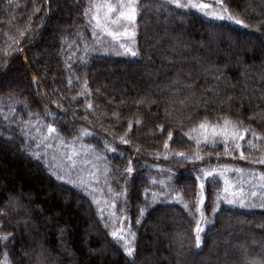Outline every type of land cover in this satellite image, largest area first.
<instances>
[{"label": "trees", "instance_id": "trees-1", "mask_svg": "<svg viewBox=\"0 0 264 264\" xmlns=\"http://www.w3.org/2000/svg\"><path fill=\"white\" fill-rule=\"evenodd\" d=\"M225 3L247 28L164 0H141L129 37L133 56L98 45L102 34L84 15L89 0H0V210L6 213L0 236L13 234L6 248L0 245V258L4 252L11 264L264 258V164L254 163L264 158V139L252 135L264 137V0ZM226 117L249 129L239 149L229 140L227 153L223 135L198 127L205 120L222 125ZM49 124L59 139L55 134L51 147H37ZM61 141L86 155L81 168L94 173L87 190L50 174L47 165L65 162ZM128 215L123 235L136 250L132 258L110 235Z\"/></svg>", "mask_w": 264, "mask_h": 264}, {"label": "snow or ice", "instance_id": "snow-or-ice-1", "mask_svg": "<svg viewBox=\"0 0 264 264\" xmlns=\"http://www.w3.org/2000/svg\"><path fill=\"white\" fill-rule=\"evenodd\" d=\"M11 2V0H9ZM167 3L174 5L178 9H193L204 16L208 17L209 19H215L219 21H225L228 23H235L236 25L243 26L245 28L248 27L247 23H245L244 20H242L238 15H234L230 8L226 5L225 0H213L212 3L204 2V0H167ZM138 7H139V0H89V6L85 9L84 15L85 17L89 18V23L94 22V28H99L101 31L105 32L107 35L111 36L113 40L119 41L121 37H134L135 36V23L137 19L138 14ZM39 11V9H37ZM120 27L124 28V31H118L116 29H119ZM129 27L133 29L132 31H129ZM23 34V33H22ZM120 47L124 48L125 52H131L133 56L137 55L138 53L135 51H132L130 48L125 47L123 43L120 44ZM35 82V78L34 81ZM190 86V85H189ZM183 103V101H181ZM89 109L92 108V105H88ZM50 113H46L48 115ZM31 115V113H30ZM139 123V121H137ZM242 123V122H241ZM131 128V125L129 126ZM201 130L207 131L208 129H212V135H223L225 140V150L226 153L228 151L229 147V140L235 144V148L239 149L241 147L239 140L244 139V133L248 132L249 129L245 128L242 131L239 128V124L230 120L229 118H224L222 125L217 124H209L207 120L202 121L199 126ZM217 129H220L218 132ZM38 133L41 132V129H37ZM195 131V129H193ZM53 134H56V138L59 139L58 136V130L53 127L51 124L47 126V134L43 136V139L41 140L40 144H37V147H40L41 145H45L48 147H51L47 142L49 139L52 138ZM91 133H88L87 130H83L81 132V135H90ZM27 135V133H25ZM253 137H255L257 140L264 139V137H259L256 135V133H252ZM172 133H169V137L171 138ZM191 139V137H189ZM79 139V136L74 137L73 141ZM205 142H207V136H205ZM121 143H128V140L124 137H121ZM62 145L68 149L67 152L63 153L62 155L65 158V162L62 163L60 167V171H57V166L49 164L47 165V168L51 175L55 176L58 180H66V182L74 183L71 180V172L72 170L76 169L77 162H81L84 164L89 163V161L86 158V155L82 153L79 149L75 147V143L69 145L67 143H64L61 141ZM200 141L197 140V144H199ZM249 145L252 147H255L252 145L251 141H249ZM165 147H167V144H165ZM113 151L115 149H112ZM36 158H40L39 154L36 152L32 153ZM178 155H183L182 153ZM241 158H246L243 153H241ZM197 159H200V157H197ZM254 163H260L264 164V158L254 161ZM68 170L67 179L65 175H62L61 172L64 169ZM128 173H131L133 169L129 167L126 169ZM89 175H94V173H89ZM213 172L212 171H205L204 176L205 177H212ZM200 179V177H198ZM261 179H264V176L261 177ZM80 186H86L85 180L81 177L79 180ZM201 189H203V185H200ZM227 191V189H226ZM254 196L255 193H252ZM203 200V197L201 196V201ZM228 203H233V200H228ZM241 206H244V201L241 199L239 201ZM199 211V209H198ZM6 213L3 210H0V215H5ZM141 214H143V210L141 211ZM203 220V216H202ZM139 222V221H137ZM204 231V228L201 226V220H198L196 222V228H195V240H196V247L199 248L201 246V233ZM61 232H63V229H61ZM124 229H117L116 231H113L110 233L112 239L116 241L117 243L123 242L121 247L123 248L124 254L132 258L135 255V249L133 248L131 242L127 239H125L123 235ZM134 238V234H131ZM13 238V234L9 233L7 235L0 236V245H3V247H7L8 242L10 239ZM0 264H11L9 254L7 252H4L2 254V258H0ZM131 264H135V261L132 260ZM249 264H264V258H261L260 260H253L250 261Z\"/></svg>", "mask_w": 264, "mask_h": 264}, {"label": "rangeland", "instance_id": "rangeland-1", "mask_svg": "<svg viewBox=\"0 0 264 264\" xmlns=\"http://www.w3.org/2000/svg\"><path fill=\"white\" fill-rule=\"evenodd\" d=\"M141 0H139L140 2ZM164 1H167V0H164ZM209 0H204V2H207L208 3ZM199 14H201L200 12H198ZM204 18L210 20V21H219V20H215V19H209L208 17L204 16L203 14H201ZM100 30V29H99ZM118 31H124V28L123 27H120L119 29H116ZM129 31H132V29L129 27ZM100 33L102 35H100V37L98 38V45L100 46H103L104 48H106L107 50H110L112 52H117L118 50H121L122 47H120V44L123 43L125 45V47H129V46H132V42L131 40L129 39V37H121L119 41H115L113 40V38L109 35H107L105 32L101 31L100 30ZM118 53V52H117ZM45 130V134H43L41 137V140L43 139V136L47 134V127H44ZM42 134V133H41ZM55 134H53L52 138L48 140V143H55ZM64 150H62L61 152H63ZM65 153V151L63 152ZM83 163L81 162H77V167L78 169H76L74 171V174H73V170L71 172V180L74 182L72 183V185L74 187H77L78 189H81V190H87L88 189V185L89 183H93V180L91 181V179L93 178V175H91V177L89 176V174H86L84 172V168H81ZM85 165H88V164H85ZM57 171H60V167H57ZM85 173V174H84ZM255 173H257V171H255ZM62 175H65L66 176V179H67V175H68V170L65 171H62L61 172ZM83 178L86 182V186H80L79 185V180L80 178ZM90 177V178H89ZM225 189H227V191H230V192H234L236 194V191H234L235 188H233V185L229 184L228 182H226L225 184ZM233 193V194H234ZM202 206V205H201ZM127 210V209H126ZM127 212V211H126ZM123 225H121V229H124L128 226H129V215L128 217L124 218L123 221H122ZM124 233V232H123Z\"/></svg>", "mask_w": 264, "mask_h": 264}]
</instances>
